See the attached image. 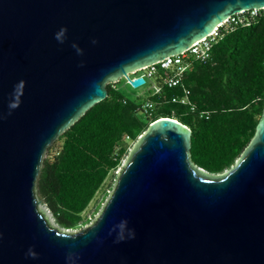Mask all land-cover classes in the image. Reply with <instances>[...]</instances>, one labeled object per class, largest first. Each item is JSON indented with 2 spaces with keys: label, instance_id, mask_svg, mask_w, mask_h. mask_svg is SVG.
Returning <instances> with one entry per match:
<instances>
[{
  "label": "water",
  "instance_id": "water-1",
  "mask_svg": "<svg viewBox=\"0 0 264 264\" xmlns=\"http://www.w3.org/2000/svg\"><path fill=\"white\" fill-rule=\"evenodd\" d=\"M253 9L264 0H0V264H264V110L221 174L193 162L189 127L155 121L82 231L36 194L48 148L110 83L144 85L130 74Z\"/></svg>",
  "mask_w": 264,
  "mask_h": 264
},
{
  "label": "trees",
  "instance_id": "trees-1",
  "mask_svg": "<svg viewBox=\"0 0 264 264\" xmlns=\"http://www.w3.org/2000/svg\"><path fill=\"white\" fill-rule=\"evenodd\" d=\"M187 62L181 84L174 88L163 83L173 70L159 66L147 83L160 85L161 94L150 90L146 100L126 98L122 81L109 84L107 98L48 148L36 194L63 228L87 223L85 211L109 176L122 167L130 143L161 118L191 129L192 160L211 174L224 173L241 157L264 110V10L250 25L238 26L214 44L207 62ZM184 97L185 104L173 101ZM147 101L154 104L150 112L144 109Z\"/></svg>",
  "mask_w": 264,
  "mask_h": 264
},
{
  "label": "built area",
  "instance_id": "built-area-1",
  "mask_svg": "<svg viewBox=\"0 0 264 264\" xmlns=\"http://www.w3.org/2000/svg\"><path fill=\"white\" fill-rule=\"evenodd\" d=\"M261 11L263 10L262 9L247 10V11H243L241 13H238V14H235L234 16L229 17L224 22L219 24L209 36H207L206 38H203L202 40L198 42H195L189 49H187L182 54L169 56L165 58L164 60L158 62L157 64H154V65L145 67L143 69H140L136 72H133L130 74V79L135 80L138 78H144L145 79L144 85H146L147 81L149 79H152L154 75L157 73L158 67L160 66L161 68L165 70H173L172 75H168L164 78L163 80L164 85L168 86L169 88H174V87L179 86L182 81V76L186 72L187 67H188L187 61L193 58L201 62H207L211 58V51H212L214 44H216L224 35L230 34L233 31H235V29L238 26L250 25L254 21V19L260 15ZM123 80L128 85H130V82L128 81V79L123 78ZM117 83H110V84L115 85ZM144 85L140 87H143ZM151 86H152L151 88L154 89L155 94H161L162 87L160 85L153 84ZM134 89H137V88H134ZM186 95H189V91H186ZM173 101L174 102L181 101L182 103L185 104L188 102V99L187 97H184L180 100L179 98H175ZM153 108H154V104L151 101H147L144 105V109L146 112L152 111Z\"/></svg>",
  "mask_w": 264,
  "mask_h": 264
},
{
  "label": "rangeland",
  "instance_id": "rangeland-1",
  "mask_svg": "<svg viewBox=\"0 0 264 264\" xmlns=\"http://www.w3.org/2000/svg\"><path fill=\"white\" fill-rule=\"evenodd\" d=\"M119 86H124L121 89V91H122V94L128 99H136V98L142 97V99L146 100L149 97V94H150L149 91L152 90L154 92V89L151 88L152 87L151 82H148L143 87L134 89L130 85H127L125 83V81L122 79V83ZM134 144L130 143V147H131L130 150L132 149ZM49 154L47 152V154L45 155V159L49 158ZM127 157H128V155H127ZM127 157L125 158L124 162L126 161ZM121 170H122V167L116 172V174L114 176H112V175L109 176V178L106 180L104 186L97 193L96 197L94 198V200L92 201V203L90 204L88 209L85 211L84 217L86 218L87 223L84 224L83 226L77 228V229H71V230L82 231V230L86 229L100 215L104 205L107 203V201H108V199H109V197H110V195L114 189L118 174L121 172ZM37 199L40 202L39 203L40 209L44 210V212L46 213V217L49 219V221L52 223V225H54L55 227H57L59 229H65L60 224H58L57 220L53 216L52 212L50 211V209L47 206V204L45 203V201L38 195H37Z\"/></svg>",
  "mask_w": 264,
  "mask_h": 264
},
{
  "label": "clouds",
  "instance_id": "clouds-1",
  "mask_svg": "<svg viewBox=\"0 0 264 264\" xmlns=\"http://www.w3.org/2000/svg\"><path fill=\"white\" fill-rule=\"evenodd\" d=\"M63 31H64V30L62 29V30H61V33H63Z\"/></svg>",
  "mask_w": 264,
  "mask_h": 264
}]
</instances>
